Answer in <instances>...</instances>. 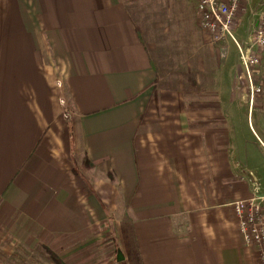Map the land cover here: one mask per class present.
Masks as SVG:
<instances>
[{
	"label": "crops",
	"instance_id": "crops-1",
	"mask_svg": "<svg viewBox=\"0 0 264 264\" xmlns=\"http://www.w3.org/2000/svg\"><path fill=\"white\" fill-rule=\"evenodd\" d=\"M218 45L194 0H0V264L10 246L45 264H259L231 202L264 197V114L236 95L239 65L246 114L220 109ZM159 54L184 62L175 78ZM101 231L117 245L83 253Z\"/></svg>",
	"mask_w": 264,
	"mask_h": 264
},
{
	"label": "built area",
	"instance_id": "built-area-1",
	"mask_svg": "<svg viewBox=\"0 0 264 264\" xmlns=\"http://www.w3.org/2000/svg\"><path fill=\"white\" fill-rule=\"evenodd\" d=\"M197 23L209 42L220 44L231 40L237 47L243 74L252 97L261 91L254 83V68L259 66L264 52V11L257 13L253 27L244 40L233 32L247 0H194ZM231 206L238 220V231L244 244L258 249L259 264H264V197L236 199Z\"/></svg>",
	"mask_w": 264,
	"mask_h": 264
},
{
	"label": "rangeland",
	"instance_id": "rangeland-1",
	"mask_svg": "<svg viewBox=\"0 0 264 264\" xmlns=\"http://www.w3.org/2000/svg\"><path fill=\"white\" fill-rule=\"evenodd\" d=\"M189 2H192V0H189ZM258 2H259V0L247 1L246 12H245L246 15H243L241 17V19L238 18L237 25L235 26V29L233 32L236 39L240 40V39L244 38V32L242 30L241 23L246 20L247 16L249 15V12L254 7H256L258 5ZM259 8H260L259 11H264L263 4L260 5ZM242 14H243V12H242ZM150 33H151V36H153L155 34L153 31H151ZM141 35H143V33ZM218 47L220 49H225L224 52H221L222 54L220 57V61H221L220 62V76L218 77L217 88H216L220 109L223 111L224 114H246V110L244 109L245 104L244 103L241 104L242 98L241 99L238 98V99H235L233 102H230V99L232 97L231 94L235 90L234 88L238 84L243 82V80H244L243 77H238V78L236 77V71H237L238 65L243 70V67H242L240 60H239L237 47L235 46V44L231 40L227 41V43L219 44ZM167 56H169V55H167ZM156 58H157L159 64L162 65V68L164 70H166V69H167V71L170 70L169 74H168L170 78L172 75H173L172 78L173 77L175 78L177 71L181 72V70L183 68V65H181V63H184V62H181L179 66L173 65L172 61L170 62L169 59H166L167 58L166 55L159 54L156 56ZM169 63H171V64H169ZM163 73H166V72L162 71V75H163ZM253 73H254V77L256 78L258 76L257 70H254ZM244 82H245V80H244ZM245 83H246V85H243L242 87L236 88V90H235L236 95L238 94L241 97L247 98V100L249 98V101L252 104V110L254 108H258L259 112H262L264 114V89H261L260 92L253 94L252 97H250L249 86L247 84V81ZM186 89H187V87H186ZM200 89H201V91H199L200 92L199 94L201 96H203L204 91L202 90L201 86H200ZM246 89H247V91H246ZM188 90L191 91V88H188ZM195 91H197L196 88H195L194 92ZM240 91H241V93H240ZM244 91L248 92L247 95H246V93H244ZM205 97L207 98L208 96H205ZM209 98L213 99V97H209ZM250 102H249V104H250ZM241 105H243V109L240 108ZM236 121H237V119H236ZM110 234L111 235H102V231L98 232V234L95 235L96 236L95 241L98 242L97 251L95 250L94 252L90 253V251H91L90 250V251H85L83 253L94 254L95 256L98 255L97 258L103 257L104 250H106L109 246H111L113 248V245H115V246L117 245V242L114 244L111 242V239H112L111 236L113 234H112V232ZM113 242H114V240H113ZM8 250H10V253H11V255L8 257V258H10L11 264L17 263L16 258H18V255H21V254L25 255L24 259L26 260V262L24 264H41L42 261H40V263H38L37 261H38V259L40 260L43 257V255L45 254V251L43 250L42 246H36L31 251V253L27 252L26 254L24 253L23 250H21V248L18 249L15 246H10ZM123 250H124V253L127 254L128 251L126 250V247L123 248ZM123 250H122V252H123ZM29 255H32V257L29 258ZM49 257L50 256L48 255L47 261H49L50 263L47 262L46 264H54L53 261L51 260V258L49 260ZM59 258H60V256H59ZM126 262L127 261L121 260L119 263L120 264H126ZM42 264H45V263H42Z\"/></svg>",
	"mask_w": 264,
	"mask_h": 264
},
{
	"label": "trees",
	"instance_id": "trees-1",
	"mask_svg": "<svg viewBox=\"0 0 264 264\" xmlns=\"http://www.w3.org/2000/svg\"><path fill=\"white\" fill-rule=\"evenodd\" d=\"M138 28L140 29V33L142 34L141 28L139 26ZM254 70H257L258 72V76L254 78V83L260 85L261 89H264V55L261 56L260 64L259 66H257V68H254ZM49 256L54 264H65V262L56 254L50 252Z\"/></svg>",
	"mask_w": 264,
	"mask_h": 264
},
{
	"label": "water",
	"instance_id": "water-1",
	"mask_svg": "<svg viewBox=\"0 0 264 264\" xmlns=\"http://www.w3.org/2000/svg\"><path fill=\"white\" fill-rule=\"evenodd\" d=\"M122 259H123V255H122L121 251L118 250L116 253V260L121 261Z\"/></svg>",
	"mask_w": 264,
	"mask_h": 264
}]
</instances>
